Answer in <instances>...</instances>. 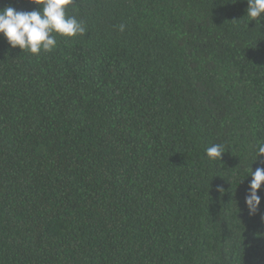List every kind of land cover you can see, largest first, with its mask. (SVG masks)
Masks as SVG:
<instances>
[{
	"label": "trees",
	"instance_id": "trees-1",
	"mask_svg": "<svg viewBox=\"0 0 264 264\" xmlns=\"http://www.w3.org/2000/svg\"><path fill=\"white\" fill-rule=\"evenodd\" d=\"M247 8L74 0L86 33L51 53L0 35V264H264V185L257 214L244 204L264 20Z\"/></svg>",
	"mask_w": 264,
	"mask_h": 264
},
{
	"label": "clouds",
	"instance_id": "clouds-1",
	"mask_svg": "<svg viewBox=\"0 0 264 264\" xmlns=\"http://www.w3.org/2000/svg\"><path fill=\"white\" fill-rule=\"evenodd\" d=\"M28 2L35 3L38 7L29 12L17 11L12 6L0 10V35H3L11 48L18 47L22 52L39 56L42 53H51L57 48V37L67 42L70 38L85 35V23L77 20L75 16L67 15V8L74 4V0ZM247 4L246 17L250 21L260 23L264 20V0H247ZM123 30L124 26L120 25V31ZM224 153L225 146L219 143L205 149V157L209 162L221 161ZM254 156L253 163L264 157V142H257ZM252 164L247 175L251 179L244 196L245 208L250 216L257 214L260 209L262 197L259 192L264 185V167L253 171Z\"/></svg>",
	"mask_w": 264,
	"mask_h": 264
}]
</instances>
